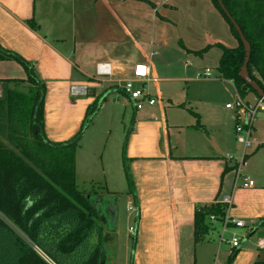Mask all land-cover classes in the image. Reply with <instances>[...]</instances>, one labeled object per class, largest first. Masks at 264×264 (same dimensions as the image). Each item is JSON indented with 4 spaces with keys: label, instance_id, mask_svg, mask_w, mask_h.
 <instances>
[{
    "label": "crops",
    "instance_id": "crops-1",
    "mask_svg": "<svg viewBox=\"0 0 264 264\" xmlns=\"http://www.w3.org/2000/svg\"><path fill=\"white\" fill-rule=\"evenodd\" d=\"M260 2L264 0H249L242 13L256 10ZM63 18L72 28L66 33ZM172 25L175 29L169 30ZM0 44L35 65L47 87V136L65 141L80 130L90 104L100 99L95 123L110 105H116H105L107 94L116 93L118 98L116 87L122 88L133 77L137 63L150 66L147 89L153 97L154 93L162 96L181 80L192 79L193 71L202 76L206 68L213 71L217 66L219 70L223 46L234 48L239 41L213 0H0ZM100 62L112 66V75L103 80L96 71ZM16 63L0 61L4 68L0 79H6L5 69ZM181 70L185 77L168 75ZM211 83L227 94L228 102L240 96L234 81L221 73ZM73 85H88L90 92L73 95ZM251 95L254 101V92L242 97L253 102ZM228 102L219 106L202 100L192 106V102L170 99L141 110L132 105L135 114L129 131L122 138L119 134L116 141L123 153L120 164L124 166L125 155L136 193L134 202L127 192L129 215L136 223V242L128 264H226L236 249L232 264L264 260V226H257L264 218V159L260 165L256 160L255 185L243 187L236 160L227 158L242 153L235 136L240 119L226 107ZM125 116L126 111L122 120ZM105 118L113 133L112 115ZM258 120L264 121V112L258 113L254 124ZM243 170V175L252 177ZM91 193L101 197L102 223L114 236L105 245V264H116V251L108 243L120 234L118 197L114 190ZM226 196L233 200L230 216L246 222L245 227L232 226L226 237L248 228L238 248L221 241V222L208 218V230L196 231V210L223 202ZM255 236L257 240L252 239Z\"/></svg>",
    "mask_w": 264,
    "mask_h": 264
},
{
    "label": "trees",
    "instance_id": "trees-1",
    "mask_svg": "<svg viewBox=\"0 0 264 264\" xmlns=\"http://www.w3.org/2000/svg\"><path fill=\"white\" fill-rule=\"evenodd\" d=\"M213 2L239 41L234 48L223 46L219 72L234 81L241 96L251 91L260 97L240 75L246 58L241 35L219 0ZM223 3L251 44L248 70L264 89V2L256 4V10L250 9L246 14L242 9L249 0H223ZM30 24L37 28L33 21ZM7 60L19 62L26 77L0 79L3 84L0 134L20 150L19 154L0 139V212L14 225L0 216V264H51L50 261L101 264L105 245L114 236L103 226L101 197L79 190L75 178L76 149L82 133L100 108V99L88 106L75 136L65 141L50 140L45 127L46 83L38 76L32 62L0 44V61ZM10 84L26 85L27 89L12 88ZM116 88L126 94L123 88ZM124 166L129 192L136 202L134 181L125 155ZM226 209L224 202L202 205L196 210V231L208 230L207 219L213 214L222 218ZM257 226H264V218ZM238 251L229 256L226 264L233 263ZM254 264H264V260Z\"/></svg>",
    "mask_w": 264,
    "mask_h": 264
},
{
    "label": "rangeland",
    "instance_id": "rangeland-1",
    "mask_svg": "<svg viewBox=\"0 0 264 264\" xmlns=\"http://www.w3.org/2000/svg\"><path fill=\"white\" fill-rule=\"evenodd\" d=\"M62 21H64V23L62 24L64 26L65 33L69 32V30H72L71 25L66 22L64 18L62 19ZM172 26L173 27H170L169 30L175 29V25ZM16 64L18 65L13 64V66L10 65L9 67H7V69H5L6 72L4 73H8L9 76L5 74H2V76H8L9 78L25 77L26 71L24 67L19 62H17ZM14 67L16 69H14ZM3 69L4 68L0 67V73ZM219 74L220 73L217 66H213V76L211 78L197 76L195 71H193L189 76L192 77V79L189 78V80L187 81L181 80L179 84H177L174 88H172L165 94H162V96L154 93L155 97H157V103H159L160 101H169L170 99H173L174 101H187L188 104L189 102H192L193 104L189 105L196 106L200 105L199 103L202 100H211L217 102L219 106H223L226 102L229 101L227 98V94H225L221 88L211 83L214 80H217V76H219ZM168 75L176 78H182L186 76L185 72H183L182 70L180 71V73H170ZM8 86H11L12 88L18 87L21 90L27 89L26 85L18 86L15 84H10ZM226 86L230 87L231 85ZM0 90V96H2V83H0ZM88 91L90 92V87L88 88ZM107 95L109 100L105 103V105L113 104L114 102H116V105H110L111 108L109 109V111L107 110L100 118L97 117L98 121H96L97 123H95L94 118L97 116V113L99 112L98 110L92 117L88 126L85 128L84 132L86 131L87 133L85 132L86 135H84L81 142H79V145L81 144L82 148L79 149L78 146V148L76 149L75 178L79 190L83 192L106 193L110 190L115 191L118 197V207L120 211V234L114 240V242H109L108 246L116 251V264H128V259L134 252L132 246L136 233V223L135 220L129 215L127 196V192L129 191L128 181L127 179H125V171H122L125 170V166L121 165L122 163L120 164L121 160H123V153H121V151L116 148L118 146V143L116 141H119L120 139L119 134L122 138L123 135V137H125L126 133H128L129 127L131 126V119L135 114V109L132 106L133 103L129 100L126 94L119 93L118 98L116 93L115 95H113L111 92ZM249 98L251 99V101H253L252 95L249 96ZM117 99L119 100L116 101ZM124 111H126V116L122 120ZM108 115H112V118L115 122L112 124L113 133H110L109 129L107 128L108 125L105 116ZM261 122L264 121L258 120L254 124V127L256 129L253 128L252 132L253 144L248 147L249 158L246 160V163L243 166V172L247 175H251V178L254 181H256L253 175L256 160L258 161V165H260L264 159V142L261 141H264V125ZM0 139L6 146L14 149L17 153L20 154V150L16 149L12 142L4 134H0ZM236 145L237 148L243 150L239 143H236ZM251 158H253V160H250ZM120 165L122 167H120ZM107 181H109L110 183H107ZM0 216L5 219L11 226H14L12 222L5 218V216L1 212ZM130 226L134 227V229L130 230ZM247 229L248 228H239L237 230L239 231V236H242L241 234L247 232ZM219 233L221 234V229H219ZM252 239L257 240L258 236H255ZM36 248L38 249V247ZM38 252L45 256L39 249ZM46 259L48 258L46 257ZM50 263L54 264L52 261H50Z\"/></svg>",
    "mask_w": 264,
    "mask_h": 264
},
{
    "label": "built area",
    "instance_id": "built-area-1",
    "mask_svg": "<svg viewBox=\"0 0 264 264\" xmlns=\"http://www.w3.org/2000/svg\"><path fill=\"white\" fill-rule=\"evenodd\" d=\"M96 71L97 75L103 80L112 75V66L109 62H100L97 64ZM212 73L211 68H206L203 74L200 75L207 78L211 77ZM150 76V66L146 63H137L133 69V77L127 79L122 85L127 97L137 110L143 109L147 104L155 105L157 102L156 98L147 89V82L150 80ZM88 88V85H73L72 93L73 95L87 94ZM226 107L234 110L240 119L235 126V136L237 142L243 148L239 158H236L233 154H228L227 158L236 160L237 178L242 180V186L251 187L255 185V181L249 176L243 175L242 169L247 160L246 150L253 143L252 132L254 121L258 118L259 112H264V96L256 97L253 102H249L240 95L233 101L228 102ZM223 202L227 204L225 215L219 219L217 215L213 214L210 216V219L213 222L222 223L221 241L229 242L234 248H238L241 246L245 236H239L233 233L230 238H227L226 233H229L233 228L232 226L245 227L246 222L230 216L229 210L233 203L232 196H226ZM133 229L134 227H131V230Z\"/></svg>",
    "mask_w": 264,
    "mask_h": 264
},
{
    "label": "water",
    "instance_id": "water-1",
    "mask_svg": "<svg viewBox=\"0 0 264 264\" xmlns=\"http://www.w3.org/2000/svg\"><path fill=\"white\" fill-rule=\"evenodd\" d=\"M219 3L221 5V7L223 8V10L225 11V13L230 18V20L232 21V23L235 25L238 32L240 33L242 41L245 45L246 58H245V61L243 63V66L241 68L240 75L245 79V81L248 84H250L258 92V94L260 96H264V89L251 77L249 70H248V63H249L250 56H251V44L247 40V38L245 37L240 25L236 22V20L233 18V16L229 13L228 9L226 8V6L223 3V0H219ZM105 261H106V257H105V253H104L101 264H105Z\"/></svg>",
    "mask_w": 264,
    "mask_h": 264
}]
</instances>
